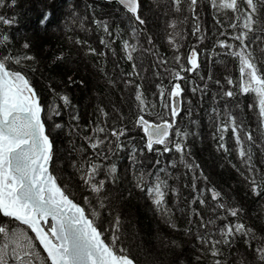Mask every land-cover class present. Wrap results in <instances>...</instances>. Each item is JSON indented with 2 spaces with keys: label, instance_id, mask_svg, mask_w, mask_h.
I'll use <instances>...</instances> for the list:
<instances>
[{
  "label": "snow or ice",
  "instance_id": "obj_1",
  "mask_svg": "<svg viewBox=\"0 0 264 264\" xmlns=\"http://www.w3.org/2000/svg\"><path fill=\"white\" fill-rule=\"evenodd\" d=\"M115 2L128 21L124 29L117 26L113 30L107 17L100 20L93 15L91 20L92 25L102 30L103 34L99 36L102 50L98 51L89 40L78 35H68L67 39L84 56L106 59L108 53L117 57L119 51L117 58L130 63L128 71L121 69L118 63L112 73L103 66L100 71L110 87L123 85L121 93L130 89V102L135 107L130 123L143 134L139 142L125 123L126 114L115 103L111 104V114L107 106L98 104L96 120L90 127L84 125L88 129L87 135L81 134L80 116L74 111L69 95L63 91L57 93L51 83L48 87L54 95L47 105L48 120L51 121L48 123L44 119L45 105L33 80L38 67L33 43L24 38L16 46L10 34L0 32V264H135L129 255L117 254L112 246L117 240L120 215L115 214L109 224L110 243L102 238L103 223H98L105 209L113 214L110 189L120 179L116 159L120 152L127 154L136 187L146 192L173 229L179 230L171 219L166 195L171 193L178 199L182 189L188 190L182 210L187 214L188 226L183 232L198 242L196 264H205V261L207 264H229V256L232 257L231 264H264V219L260 214L255 221L245 219V207L230 193L210 185L209 177L192 156L188 137L198 134L183 127L179 119L183 114L190 125L196 124L191 119L192 101H188L186 111L177 102L185 91L182 81L191 85L193 95L199 92L202 101L212 77L210 74L206 78L199 75V83L188 80V73H200V51L195 46L189 47L186 53L182 51L180 41L187 33L180 28L182 21L174 18L185 10L188 12L185 20L191 18V33L199 44L207 39V29L201 28L200 21L207 15L208 8L214 13L213 33L217 38L212 48L220 49L237 61L239 72L237 80L226 76L224 84L220 79L214 81L217 91L211 93L209 112L216 121V133L219 134L216 150L229 153L224 133L230 129L239 166L231 160L228 163L246 186V195L254 201H264V161L257 160L252 151L253 133L238 120L234 111L229 110L227 103L223 112L217 107L222 102L221 97L231 102L238 95L254 94L257 103H249L247 107L258 108V129L264 136V0H200L199 8L198 0H187L186 7L182 0ZM15 5L16 0H0V9ZM72 7L70 4L69 8ZM86 8L93 9L94 6L88 4ZM157 8L167 9L165 17L169 13L173 16L166 20L164 33L172 50L171 59L162 54L155 43V30L148 29V17ZM221 12L225 13L223 19L218 15ZM49 15L42 13L39 25L47 27ZM70 19L73 25L80 20L77 26L84 27L82 17L73 13ZM12 23L13 17L0 15V24L10 26ZM117 43L118 49L114 46ZM204 51L205 55H210L207 49ZM148 57L151 58V73L144 67ZM51 59L59 66L68 55L58 51ZM116 70H119V76ZM68 82H73L71 77ZM153 87V100L149 101L146 93ZM156 97L159 98V112H156ZM239 107V104L234 105L235 109ZM61 108L73 109L69 113L72 121L69 130L82 141L78 146L73 144L78 155L71 160V166L79 176V195L59 183V177L49 167L54 152L50 129L64 128L52 117H59ZM260 147L264 149V140ZM151 153L157 157L152 167L140 168ZM166 154L172 158L165 159L162 164L159 158ZM181 167L183 176L179 174ZM189 173L190 182L186 179ZM181 179H185L183 185L179 184ZM170 243L174 248L179 247L175 240Z\"/></svg>",
  "mask_w": 264,
  "mask_h": 264
},
{
  "label": "trees",
  "instance_id": "obj_2",
  "mask_svg": "<svg viewBox=\"0 0 264 264\" xmlns=\"http://www.w3.org/2000/svg\"><path fill=\"white\" fill-rule=\"evenodd\" d=\"M151 0H145L149 3ZM183 4L187 5V0H182ZM207 2V0H205ZM73 5L70 9L69 5ZM91 4L93 9L86 8V5ZM197 7H200L198 0ZM165 10L154 9L153 13L148 17V29L155 30L157 36L155 43L159 46L162 54L168 55L169 59L172 56V50L169 47L164 36L165 23L167 19L173 18L169 13L168 17L164 15ZM44 12L50 13L47 21V27L39 25V19ZM75 13L77 17H82L84 27L80 28V20L73 25L70 17ZM203 15V9H201ZM230 14V13H229ZM0 15L13 17L14 23L10 26L0 24V32H6L11 35L13 44L18 46V42L22 43L24 38H28L33 43V52L37 57L38 67L33 75L35 87L41 96V100L45 105L44 119L48 120L47 105L49 99L54 93L49 89L51 83L52 88L57 93L63 91L69 95L74 111L80 116L79 127L81 134L87 135L88 129L84 125L91 126V122L96 120V107L98 104L107 106L111 114V104L115 103L117 107L126 114L125 123L131 129L132 136L139 142L142 132L133 128L130 123L135 112L134 103L130 102V89L121 93L120 85L118 88L110 87L100 67L103 66L106 71L112 73L114 65L119 64L120 68L130 70V63L117 57H113L108 53L107 58H99L94 56H84L81 50L71 44L67 39L68 35L80 36L82 39L89 40L93 47L98 51L102 50L99 44V36L102 35V30H98L95 25L91 24L93 15L97 19L103 20L108 18V22L113 30L119 26L124 29L128 23L122 13L118 11L117 4L114 0H16L14 8L0 9ZM214 13L211 8L207 9V15H203L200 21L201 28L207 29V39L196 43L195 37L191 33L192 21L189 14L185 10L180 14H176L174 18L182 21L180 28L187 33L180 41L183 44V52H187L189 47L195 46L200 51L199 60L201 62L200 73L193 75L187 74L188 80L199 83V75L205 78L210 74L212 81L209 83L208 92L202 98L199 92L193 95L190 91L191 85L187 81H182V86L185 91L182 94L183 109H188V101H192V116L191 119L196 121L195 125H190L186 115L181 114L179 119L183 122V127L189 131H194L198 135H190L188 144L191 147L192 156L195 157L209 177V184L215 185L218 189L230 193L235 197L247 211L245 219L251 218L253 221L257 219V214L264 219V201H254L251 196L246 195L245 185L241 182L238 173L228 163H237L238 158L235 153V144L231 136L230 129L224 133L226 137V145L229 148V153L216 150L218 142V133H216V121L209 112L212 106L211 93L217 91L214 87V81L221 80L224 84V78L231 76L234 80L239 78L238 62L232 57L224 55L220 49H213L215 34L214 28ZM223 19L225 13L218 14ZM75 18V17H73ZM118 49V43L114 45ZM204 49H207L210 55H205ZM58 51H63L68 55V59L61 65H56L52 61L53 55ZM137 55L139 58L138 54ZM150 57L144 61V67L151 73L152 69L149 66ZM116 75L119 76V70H116ZM72 78V83L68 82V78ZM83 81V83H80ZM139 82V80L137 81ZM167 84V80L163 81ZM154 87L147 90V99L153 100L152 93ZM221 101L217 107L223 112L224 104L227 103L229 110L234 111L238 120H242L246 129H250L253 133L254 147L252 149L257 160L264 161V149H261V136L258 129V108L249 109V103H257V98L254 94H244L231 99L221 97ZM157 104L156 112H159V98H155ZM239 104V109H235L234 105ZM70 111L73 109L61 108L59 117L53 116V120H57L64 125L63 130L50 129L53 132L54 152L53 158L50 161V169L59 177L58 182L62 185H67L71 191L79 195L77 187L79 176L71 166V160L76 159L78 153L74 150L73 144L79 145L82 143L79 136L69 130V125L72 123L69 117ZM115 119V117H113ZM223 119V116L221 117ZM215 134V135H214ZM259 137V138H257ZM167 154L165 157H160L163 164L165 159H171ZM119 165L120 179L115 185L111 186V206L113 214H109V210L105 209L102 213L103 223L101 229L106 242L110 243L112 231L109 229V224L113 220L115 214L121 217L119 230L117 231V240L113 246L114 250L120 254L129 255L136 264H196L195 257L198 254V242L193 236L186 235L183 228L188 226L186 212L182 211L185 208V198L188 196V190L182 189L179 198L171 193L166 195V200L169 209L171 210V219L178 225V229H173L167 222V217L157 210L152 204L146 192L136 187V178L133 175L132 165H130L127 154L120 152L117 156ZM157 159L155 153L149 154L140 164V168H151L154 160ZM137 168V171L140 170ZM184 169L180 168L179 174L183 176ZM151 175V173H148ZM191 173L186 178L190 182ZM147 179V176H146ZM185 179L179 181L183 185ZM176 183V181H172ZM202 183V182H201ZM108 195V193H106ZM79 202V201H78ZM205 211H207L205 209ZM175 240L179 247H173L171 241ZM255 245H253L254 247ZM123 250V251H121ZM227 255V251L225 252ZM231 264L232 257H228ZM205 264L207 262L205 261Z\"/></svg>",
  "mask_w": 264,
  "mask_h": 264
},
{
  "label": "water",
  "instance_id": "obj_3",
  "mask_svg": "<svg viewBox=\"0 0 264 264\" xmlns=\"http://www.w3.org/2000/svg\"><path fill=\"white\" fill-rule=\"evenodd\" d=\"M115 1V0H114ZM178 103H180L181 104V106L183 107V99H182V96H181V98L177 101ZM49 167H50V164H49ZM51 170V169H50ZM102 238L104 239V237H103V235H102ZM105 242H106V240H105ZM106 243H108V242H106ZM117 254H120V253H118L117 252ZM131 258V257H130ZM136 264V263H135Z\"/></svg>",
  "mask_w": 264,
  "mask_h": 264
}]
</instances>
